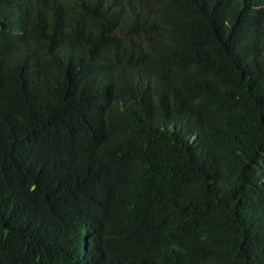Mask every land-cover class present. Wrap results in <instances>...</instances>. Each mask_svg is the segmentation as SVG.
Returning a JSON list of instances; mask_svg holds the SVG:
<instances>
[{
  "label": "trees",
  "instance_id": "16d2710c",
  "mask_svg": "<svg viewBox=\"0 0 264 264\" xmlns=\"http://www.w3.org/2000/svg\"><path fill=\"white\" fill-rule=\"evenodd\" d=\"M0 264H264V0H0Z\"/></svg>",
  "mask_w": 264,
  "mask_h": 264
}]
</instances>
